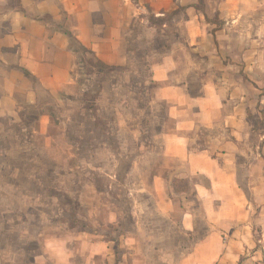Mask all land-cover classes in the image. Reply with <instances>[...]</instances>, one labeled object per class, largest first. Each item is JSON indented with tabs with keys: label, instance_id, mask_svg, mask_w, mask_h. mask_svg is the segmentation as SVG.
<instances>
[{
	"label": "crops",
	"instance_id": "1",
	"mask_svg": "<svg viewBox=\"0 0 264 264\" xmlns=\"http://www.w3.org/2000/svg\"><path fill=\"white\" fill-rule=\"evenodd\" d=\"M197 2L0 0V111L13 118L35 108L27 126L46 134L57 125L52 106L83 95L80 55L85 52L78 46L116 68L128 66L134 54L130 46L143 42L152 59L151 98L166 105L169 123L164 125L162 163L148 192L158 216L180 229L176 234L194 235L199 218L208 228L172 264H264V155L249 144L252 94L258 87L250 74L253 60L232 53L242 47L235 36L239 17L251 10L240 9L239 0L221 1L214 11L197 8ZM180 8L171 20L164 19ZM217 16L224 24L218 26L212 19ZM169 31L176 33L172 40ZM158 34L166 38V50L151 52ZM257 103L264 109V95ZM203 131L214 132L210 145L193 147ZM211 143L218 144L215 151ZM243 158L256 185L258 197L252 195V201L238 184ZM181 179L191 182L197 206L173 198L172 187ZM90 248L109 255L108 242L92 241Z\"/></svg>",
	"mask_w": 264,
	"mask_h": 264
},
{
	"label": "rangeland",
	"instance_id": "2",
	"mask_svg": "<svg viewBox=\"0 0 264 264\" xmlns=\"http://www.w3.org/2000/svg\"><path fill=\"white\" fill-rule=\"evenodd\" d=\"M197 1V8L214 11L227 0ZM238 7L251 12L239 17L235 36L243 48L232 53L253 60L249 71L258 90L252 94L249 144L264 155V109L256 104L264 95V0H239ZM212 19L224 24L218 16ZM175 34L169 31L168 39ZM165 41L158 34L151 52L166 50ZM130 49L133 61L112 69L101 67L90 53L80 55L83 95L52 106L57 125L46 134L27 126L35 108L13 118L0 111V264H172L207 231L199 218L194 235L176 234L180 229L156 213L148 184L162 163L169 123L166 105L151 98L149 46L137 41ZM192 88L197 90L195 80ZM213 135L203 131L193 147L209 146ZM211 146L215 151L218 144ZM238 164V184L252 201L258 197L255 181L245 159ZM172 188L174 199L197 206L189 180H178ZM97 240L109 243V260L91 250Z\"/></svg>",
	"mask_w": 264,
	"mask_h": 264
},
{
	"label": "trees",
	"instance_id": "3",
	"mask_svg": "<svg viewBox=\"0 0 264 264\" xmlns=\"http://www.w3.org/2000/svg\"><path fill=\"white\" fill-rule=\"evenodd\" d=\"M68 35L73 39V43H74V45H76L77 46V40L74 38V36L70 33V32H68ZM78 47H80V49L82 50V51H84V52H89L86 48H84V47H81V46H78ZM90 53V52H89ZM90 54H92V53H90ZM93 55V54H92ZM95 57V56H94ZM96 58V57H95ZM97 61H98V63L100 64V66L101 67H103L104 69H112L111 67H109L108 65H106V64H104V63H102L101 61H99L98 59H96Z\"/></svg>",
	"mask_w": 264,
	"mask_h": 264
}]
</instances>
